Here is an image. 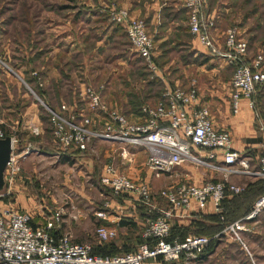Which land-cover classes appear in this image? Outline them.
Returning <instances> with one entry per match:
<instances>
[{
    "label": "built area",
    "instance_id": "1",
    "mask_svg": "<svg viewBox=\"0 0 264 264\" xmlns=\"http://www.w3.org/2000/svg\"><path fill=\"white\" fill-rule=\"evenodd\" d=\"M181 4L186 9L190 33L207 49L208 54L234 67L230 80L231 110L233 114L238 113L240 102L245 99L254 111L261 137V154L258 157L259 168L252 174L264 179V116L257 110L254 99L256 85L264 82V52H257L249 63H244L248 43L238 30L228 27L224 32L223 46L219 47L211 36L215 17L202 16L204 0H181ZM110 16L124 26L130 44L147 68L156 71L155 45L146 30L145 21L126 8L113 9ZM0 68L12 72L1 59ZM31 75L37 85L43 87L44 80L38 71H32ZM22 82L37 100L42 101L29 84L23 79ZM104 86L86 84L77 92L78 101L61 102L56 109L44 106L52 126L53 141L62 151H85L96 141L115 142L123 146L120 152L122 160H128L132 155L128 147H142L146 152V168L159 178L163 174H174L175 168L183 162L205 164L193 153V148L206 150L209 158H213L215 151L219 150L224 167L209 166L222 170L225 180L199 185L179 183L173 189H161L159 195L168 205V209H164L150 203L151 186L147 182L133 180L124 170L106 164L100 176L103 186L114 195L132 194L135 201L156 211L157 215L146 221L142 234L144 242L137 249L112 256L93 254L89 243H74L68 234L55 235L54 229L62 222L60 210L53 211L44 222L34 224L31 213L7 205L0 209V264H144L159 257L167 262L194 264L209 239L203 235H188L184 239L166 240L170 233L168 220L173 210H188L195 202L199 207L210 204L213 212H220V203L227 192L238 194L244 190V185L232 184L226 177L238 172L231 166L238 163L246 170L248 162L233 148L230 132L214 127L209 108L199 102L194 80L187 87H165L157 102L143 105L141 120L129 117L117 106L105 102ZM13 128L0 117V138H11V153L4 175L9 180L20 171L21 161L37 150L32 143L20 147ZM41 131L37 126H30L33 135H39ZM261 211H264V194L255 200L248 217ZM238 228L237 223L225 226V230L231 231ZM96 233L102 240L116 235L114 229L104 226L97 227Z\"/></svg>",
    "mask_w": 264,
    "mask_h": 264
},
{
    "label": "rangeland",
    "instance_id": "2",
    "mask_svg": "<svg viewBox=\"0 0 264 264\" xmlns=\"http://www.w3.org/2000/svg\"><path fill=\"white\" fill-rule=\"evenodd\" d=\"M139 2V16L144 21V18L150 19L154 13L152 4L157 3L156 13L164 16L160 19L161 26L170 30L166 34H155L150 30L152 24L145 22L147 32L155 37L156 71L147 68L130 44L124 26L110 16L113 9L126 8L131 12ZM206 3L224 20H221L224 31L228 27L238 31L240 28L248 42L250 38L256 41L250 45L254 53L264 52V0H206ZM187 26L181 0H0V59L12 69L10 72L0 68V85L9 84L14 98L9 104L14 103L16 107L13 114L23 113L32 105V109H38V114L46 118V108L19 80V76L25 77V72L30 70L42 72L43 86L48 88H52L55 80H61L57 95L63 99L70 98L86 84L94 87L104 84L105 102L132 112L135 105L141 106L148 100L155 103L165 87L184 86L191 83L190 79L198 82V65L206 64L204 66L209 68L222 61L208 52L196 50L193 46L201 44L189 34ZM192 39L195 44L191 43ZM222 62L225 65L223 74H232L230 65ZM187 63L189 69L182 72L179 68ZM177 79L184 80L177 82ZM5 92L2 87L0 97H5ZM5 103L8 104H0L1 113ZM55 103L59 104L54 102L53 106L57 105ZM42 127H49L46 120ZM49 134L46 131L39 138L31 132L19 133L21 144L32 143L37 147L34 153L27 155L30 161L26 171L38 179V186L45 193L44 200L52 195L70 205L71 195L92 193L98 185L85 163L58 162L55 157L38 151L39 142L52 145ZM143 164L146 168L145 160ZM138 168L139 173L145 175L142 167ZM164 180L168 179L163 175L151 179L153 190L163 188ZM252 207L244 215L237 214V209H227L224 212L228 220L226 225L237 223L239 228L225 230L217 220V230L206 235L209 241L194 264H264V211L248 217ZM203 222L208 224V221ZM209 232L210 229H203V233ZM150 261L167 264L160 260Z\"/></svg>",
    "mask_w": 264,
    "mask_h": 264
},
{
    "label": "crops",
    "instance_id": "3",
    "mask_svg": "<svg viewBox=\"0 0 264 264\" xmlns=\"http://www.w3.org/2000/svg\"><path fill=\"white\" fill-rule=\"evenodd\" d=\"M156 4L157 3L152 4L154 13L150 16V19L147 20V18H144L145 22H148L149 25L152 24L150 30L155 34L158 33L161 35L169 33L167 31L170 30H164V27L162 28L161 26L162 22L160 19L164 18V16H161L158 12L156 13ZM140 5V2L139 4H135L131 14L139 16L141 13ZM214 13L215 28L211 32V36L215 44L222 47L225 32L222 26L224 20L221 16L217 15L215 11ZM139 17L142 18V16ZM147 27L148 25L146 28ZM118 35L119 34L116 33L115 37ZM240 35L245 38L242 33H240ZM250 39L249 55L253 56L255 51L251 49L250 45H254L256 41L252 38ZM191 43L195 44V39H192ZM196 45L193 46L196 50L207 53L205 47ZM169 63H171V61ZM188 65L190 64L187 63L179 69H181L182 72H186L189 69L186 67ZM204 65L206 64L198 65L197 67V70L200 71V73L197 74L198 82H196V79H190V82L194 80L198 83L196 86L199 92V102L209 108L212 123L217 130H228L230 132L233 148L238 150L242 154V157L248 162V168L246 170L242 169L238 163L231 166L233 169H237L238 172L228 174L226 179L232 184L250 186L261 179L259 176L252 174L259 168L258 157L261 154V137L255 126L254 111L249 108L247 100L242 99L239 112L233 114L230 99V80L232 74H223L225 65L222 61L215 65L211 64L209 68H206ZM226 69L228 70L229 67L226 66ZM202 70L207 71V73H202ZM19 77V80L23 79L21 76ZM163 80L166 81L164 77ZM183 80L184 79H177V82H183ZM60 81L61 80H55L54 82L57 83L58 86ZM188 83L184 85V87L190 84ZM8 86V83H5L3 86L0 85V91L2 87H5V93H7V95L3 97L4 101H2L3 98L0 97V104L8 102V104L5 103L7 105L2 110V113L0 112V117L5 120L9 126L14 127L15 134L19 142H21L22 139L19 136L20 132H30V126H37L41 130L43 127L39 119V110L32 109V105H29L23 113L18 112L13 114L16 107L14 103L9 104V101L13 102L14 98ZM258 93V109L261 113H264V87L260 89ZM72 97L73 96L70 98L67 97L68 99H63L61 97L62 99L60 98V101L69 102L72 100ZM42 102L44 103L43 100ZM55 104H57V107L58 103ZM133 117L137 120H141L143 116L134 115ZM43 135L44 133L41 132L39 135L35 136L42 138ZM24 144L26 145V143ZM122 147L121 144L115 142L96 141L89 146L88 153L74 154L72 153L74 150H69L71 153L70 157L68 156L67 159L57 154L46 153L51 157H55L58 162H71L77 160L85 163L90 172L94 173L96 184L98 185V187H95L97 190L92 193L80 192L71 195L70 198L73 202L71 201L70 205L66 201H60L59 199H61V197L52 195L44 200L45 193H43L42 189L38 186V179L33 175L31 176V174L26 171V167L30 161V158L26 156L21 161L19 172L10 180L7 176L5 177L6 188L3 193H0V209L8 205L19 211L29 212L32 214L34 224L44 222L46 217L53 211L60 210L62 212V222L59 227L54 229L55 235L61 236L63 234H68L70 240L74 243H90L97 252L119 254L137 247L140 240L143 238L142 234L145 229V223L149 218L154 217L155 210H152L150 206L135 201L132 194L115 196L99 184V172H102V168L106 164H113L124 170L133 180H144L147 182L151 186L153 196L150 203L164 209L166 208V202L157 198V194L161 189H173L179 183L199 185L207 181L225 180V174L222 170L211 167L212 165L224 167L221 152L216 150L214 157L209 158V153L206 150L195 149L194 154L203 160L205 164L183 162L175 168L174 174H163L165 179L168 180L163 181L165 184L163 188L154 191L151 179L155 177L150 170L143 167V161L146 159L145 150L142 147L130 146L127 149L132 155L129 156L128 160H122L120 156ZM139 166L142 167L145 175L139 173ZM213 213V208L210 204L199 207L195 202H192L188 210L174 209L170 220L172 225L188 227L194 219L199 220L203 216ZM121 220H123V223H121ZM99 226H104L107 229H114L116 235L106 240L100 239L96 233V228ZM144 264L155 263L148 260L144 262Z\"/></svg>",
    "mask_w": 264,
    "mask_h": 264
},
{
    "label": "trees",
    "instance_id": "4",
    "mask_svg": "<svg viewBox=\"0 0 264 264\" xmlns=\"http://www.w3.org/2000/svg\"><path fill=\"white\" fill-rule=\"evenodd\" d=\"M184 10L186 12V9L185 8H184ZM186 15H187V13H186ZM208 15H211V16L215 17L214 10L209 9L208 6H207L206 0H204V7H203V14H202V16H203V18H205ZM187 30H188L189 34H191L190 31H189V28H187ZM152 38H153L154 45H155V37L152 36ZM247 43H248L247 54L244 57V63H246V64L249 63L250 60H251V58L257 53L256 52L253 56L252 55H249V42L247 41ZM157 67H158V65H157ZM230 68L232 69V73H233L234 67L230 65ZM32 71H34V70H30L29 72H25L26 73L25 74L26 76L25 77L23 76L24 81L31 86V88L36 92V94L41 98V100L44 101V103L48 107H50L52 109H56L59 106V104L61 103L60 97H59V95H57V94H59V89H58L59 85L57 86V83L54 82V84H53V82H52L51 83V85L53 84L52 85V88L51 87L48 88L47 86L46 87L45 86L39 87L37 85L36 79L31 75V72ZM38 73L40 74V76L42 78H44V75H42V72H38ZM162 78H163V76H162ZM256 87H257V92H256V94L254 96V99L256 101L257 110L259 111V109H258L259 107H258V104H257V99L259 97L258 91H260V89H262L264 87V82L263 83H260V84H257ZM77 92H74L73 93V97H72V100L71 101H69V102L68 101H65V102L72 103L75 99H77V97H78ZM55 95H57V96H55ZM160 98L161 97H159V99ZM77 101H78V99H77ZM149 101L150 100L144 102L141 106H136L135 105L134 108H133L134 111H132V112H127V111H125L123 108H121L119 106H118V108L120 109V111H122L123 113H125L129 117H132L134 115L144 116V113L142 112V107L145 104H153L151 102L149 103ZM54 102H59V104H58L57 107L56 106H53ZM78 105L81 106V103L78 102ZM114 105H116V104H114ZM46 113H47L46 118H43L42 115H39V119H40V121H41L42 124H44L45 123V120H46V123L48 124L49 127H47L46 129L42 128V131L41 132L44 133V134L46 133V131L50 133L49 135H51L52 145H49L46 142L45 143L39 142L37 144L38 145V149L42 153H53V154H57V155H59V156L64 157V158L67 159L68 156L70 157V153L71 152H69V151H67V152L66 151H62L56 145V143L53 141L52 126H51V123H50V120H49L48 112H46ZM259 113L262 116H264V113H261L260 111H259ZM142 119H143V117H142ZM19 144H20V147H23L25 145V144H21V142H19ZM88 149L85 150V151L74 150V151H72V153H74V154H85V153H88ZM100 176H101V172H99V175H98L99 184H101L100 183ZM213 182H216V181H213ZM103 187H105V186H103ZM105 188H107V187H105ZM248 188H249V190H248ZM107 190H109V189L107 188ZM151 194H152V190H151ZM263 194H264V179L261 178V179L257 180L256 182H254L253 184H251L250 186H247L246 185L244 187V190L242 192L238 193V194H234V193L227 192L226 196L223 198V200L220 203V207H221L220 212H214L211 215L203 216L199 220L194 219L193 222L191 223V225L188 226V227H181V226H177V225H172L171 220L169 219L168 221H169V224H170V233H169V237L166 240L171 241V240H173L175 238L184 239L188 235H204V236L208 235L209 236L212 233V230H217V224H216L217 223V220L222 225L221 228H225V226H227L226 224L228 222L226 223V221H228V220L224 216V212L227 209H230V208L237 209V214H239V215L247 214L250 211V208L252 207V205L255 202V200L258 197H260L261 195H263ZM115 196H121V195H115ZM152 197L153 196H151V198ZM157 198L164 200L163 198L160 197L159 192L157 194ZM165 209H168L167 203H166V208ZM156 215L157 214H156V211H155L154 216H156ZM203 221H208V224L206 222H203ZM121 223H123V220H121ZM203 229H207V230L210 229V232L209 233H203ZM143 242H144V240L142 238L140 240L139 244L137 245V247L140 244H142ZM209 243H211V242H209ZM90 245H91L92 253L93 254H97V255H101V256L118 255L117 253L116 254H110V253H100V252H97L95 250L94 246L92 244H90ZM137 247L134 248L133 250H129V251H126V252L134 251L135 249H137ZM126 252H123V253H126ZM119 254H122V253H119ZM156 260L163 261L164 263H167V264H177V262L175 263L173 261L172 262L164 261L160 257L157 258Z\"/></svg>",
    "mask_w": 264,
    "mask_h": 264
},
{
    "label": "water",
    "instance_id": "5",
    "mask_svg": "<svg viewBox=\"0 0 264 264\" xmlns=\"http://www.w3.org/2000/svg\"><path fill=\"white\" fill-rule=\"evenodd\" d=\"M40 102L43 106H45V104L42 101ZM10 153H11V138L9 136L0 138V193H3L6 188V180L4 175H5L6 165L10 157Z\"/></svg>",
    "mask_w": 264,
    "mask_h": 264
}]
</instances>
